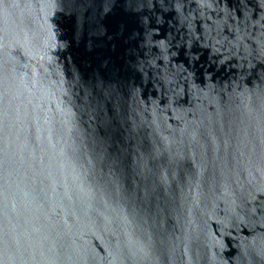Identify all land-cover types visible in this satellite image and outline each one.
<instances>
[{
    "label": "water",
    "instance_id": "water-1",
    "mask_svg": "<svg viewBox=\"0 0 264 264\" xmlns=\"http://www.w3.org/2000/svg\"><path fill=\"white\" fill-rule=\"evenodd\" d=\"M0 264H264V0H0Z\"/></svg>",
    "mask_w": 264,
    "mask_h": 264
}]
</instances>
